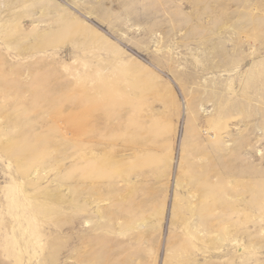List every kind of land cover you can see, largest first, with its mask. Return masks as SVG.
Masks as SVG:
<instances>
[{
    "label": "rangeland",
    "instance_id": "374dc122",
    "mask_svg": "<svg viewBox=\"0 0 264 264\" xmlns=\"http://www.w3.org/2000/svg\"><path fill=\"white\" fill-rule=\"evenodd\" d=\"M0 264H264V0H0Z\"/></svg>",
    "mask_w": 264,
    "mask_h": 264
}]
</instances>
